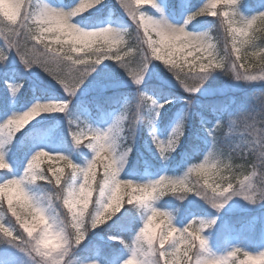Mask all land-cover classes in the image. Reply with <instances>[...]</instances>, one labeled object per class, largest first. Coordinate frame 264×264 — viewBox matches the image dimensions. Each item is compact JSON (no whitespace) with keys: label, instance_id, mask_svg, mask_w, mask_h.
<instances>
[{"label":"snow or ice","instance_id":"snow-or-ice-1","mask_svg":"<svg viewBox=\"0 0 264 264\" xmlns=\"http://www.w3.org/2000/svg\"><path fill=\"white\" fill-rule=\"evenodd\" d=\"M117 3L132 26L119 29L107 25L85 30L72 22L73 17L101 5L102 0H75L59 7L48 2L9 0L10 7L0 11V37H3L0 62L15 52L26 68L38 65L69 97L37 100L27 110L14 112L0 122V171L10 170L5 148L16 133L42 113L66 112L71 97L96 66L106 60L115 61L137 85L149 65L159 61L188 93L198 92L215 71L230 74L237 81H264V11L246 16L240 11L241 0H207L189 12L183 24H173L156 0H117ZM150 8H156L161 15H150ZM197 17L214 19L208 21L210 26L204 31L187 30L186 26ZM219 27L225 33L223 54L210 35ZM133 32L135 46L130 44ZM249 48L255 51L249 54ZM133 51L140 57L135 67L128 59ZM5 83L13 95L23 86ZM166 103L167 100L158 102L140 92L134 110L132 102L126 100L106 128L88 123L81 127L69 119L68 135L73 144L86 146L93 152L86 164H77L62 152L40 149L28 159L21 175L0 181V264H21L19 254L29 257L34 264H77L70 257L83 245L88 233L100 225L118 228L108 239L118 241L128 252L120 264H264V250L250 252L234 246L223 253L213 251L204 233L215 223V217L194 216L178 227L173 223L177 209L156 205L169 194L184 200L189 193H195L217 210L233 196L252 203L264 200V93L249 108L234 115L236 119L228 121L227 156L215 135L223 118H217L211 127H206L207 122L202 119L210 147L199 163L189 164L182 175L162 174L146 182L122 179L121 170L131 151L125 141L131 130L141 119L154 125ZM144 107L148 108L147 117L142 114ZM183 132V118L167 139L159 138L152 129V141L161 157L167 158L175 150ZM233 152H238L241 160L255 155L250 165L252 171L245 174L248 165L233 164ZM45 158L62 161L64 166L45 169L42 166ZM101 165L103 171L98 179ZM257 168L261 169L260 183L255 179ZM35 184L50 186L51 190L43 194L34 192L29 186ZM61 206L66 211H58ZM133 209L140 211L138 221ZM124 232L129 233L127 238ZM50 236L56 237V247L47 243ZM79 264H100V261L86 257Z\"/></svg>","mask_w":264,"mask_h":264},{"label":"trees","instance_id":"trees-1","mask_svg":"<svg viewBox=\"0 0 264 264\" xmlns=\"http://www.w3.org/2000/svg\"><path fill=\"white\" fill-rule=\"evenodd\" d=\"M63 1L66 5L75 2V0ZM178 1L179 0L167 1L168 9L174 17L178 16ZM199 2L200 0H195L193 1V5L199 4ZM240 8L246 11H264V0H241ZM108 15H111L112 22L118 26H132L131 20L119 6L117 0H110L100 11L82 19L85 24H95L100 20L104 21ZM213 19L214 18L209 17L205 20H200L192 24L190 28H208L210 26L208 21ZM210 34L213 40L219 45L223 54L225 39L224 29L222 27L214 28ZM130 44L133 46L136 44L134 32L130 37ZM14 55L13 58L16 59L11 65H9V62L5 67V70L9 69L10 71L11 68H17L15 75L17 76L18 81L26 84L21 97V103L19 104L20 107H24L29 101L36 97L47 100L52 97L64 100L69 99L61 85L49 76L42 68L38 65L26 68L15 52ZM128 59L131 63L134 62V64H138L140 57L135 52ZM6 63L7 61H4L2 64ZM163 69L164 66L160 67L159 62L154 60L152 64L149 65L141 84L137 85L133 83L125 70L115 61L110 60L97 65L96 70L84 81L77 93L71 97L69 107L66 111V119L77 118L84 108L89 107L87 108V111H89L90 114H87L86 112L83 113L82 116L85 119H82L79 124L80 126H83L86 120L95 123V121L101 120L102 112L108 113L111 110L121 111L126 100L132 102V110H134L135 99L138 98L140 92H144L162 102L167 100L168 103L166 104L168 105H171V103L176 101L179 102V104H173L175 105H172L173 107L170 106L173 110L170 109L169 112L165 113L163 119L166 123L163 128L168 126V122L172 119L174 110L177 107H182L184 110L185 140L184 144L177 151L176 159L172 162L174 167L182 165L186 160L192 162L201 160L204 149L209 145L207 138L200 130L205 128L204 125L201 124L202 119L207 122L206 127H211L217 118H223L222 124L224 125L219 132L217 141L218 146L227 156L229 152L226 143L227 137L229 136L227 122L236 119L234 115L249 108L251 102L264 93V81L257 83L249 82L240 86V81L239 85H236L237 80H235L230 74L222 71H215L208 75L198 92L188 93L178 82L170 83V81L167 80L168 75L161 72L164 71ZM215 87L221 88L222 90L216 89ZM208 89L213 92H206L205 90ZM4 94L0 96L1 116H4L8 110V100ZM142 114L145 117L149 115L147 107L142 108ZM45 121V123L37 125L36 127L25 128L17 136L11 147L12 163L15 171L23 167L24 159L31 151L40 148L47 141L51 142L52 146L57 145L60 150L68 153L72 159H75L76 161L82 159L81 157L83 154L81 153V150H84V146H75L67 131L62 134L60 139H58V132L53 138L45 137V131L50 128L52 122L49 120ZM148 126L149 123L147 119L138 120L134 128L131 130L130 138L125 141L130 144L133 156L128 171L124 173V176L126 177H139L148 164L151 165L157 163L154 158H149V152L146 150ZM74 129L75 126H73V130ZM128 131L129 130L126 128V136ZM231 155L233 164L248 165L245 174L252 171L250 165L255 161V155L249 156L247 160H241L238 152H233ZM14 170L0 171V181L4 178L15 175ZM152 170L154 169L152 168ZM256 171L257 176L255 179L257 183H260L262 178L260 175L261 169L257 168ZM42 188L45 189V192L51 190L50 186H42ZM160 205L164 208L175 205L181 209L182 216L216 210L195 193H189L184 200H180L176 195L169 194L164 197ZM125 206L131 207L127 205ZM62 208L63 207L61 206L58 211ZM121 211H123V209ZM253 211L254 209L241 211L237 214L227 216V219L230 221L231 225L248 222V219L250 218L249 212ZM133 212L138 221L140 216L139 211L133 209ZM116 214L119 215V213ZM106 223H111V221H106ZM137 226H139L138 223ZM117 232V227L109 229L103 225L96 230V234L103 237H108ZM123 235L127 238L129 233L124 232ZM96 242L97 240H94V237L88 239L85 245L80 246L76 256L79 258L97 256V258L101 259L103 257V254L100 251L102 245ZM8 247L11 246L8 245Z\"/></svg>","mask_w":264,"mask_h":264},{"label":"rangeland","instance_id":"rangeland-1","mask_svg":"<svg viewBox=\"0 0 264 264\" xmlns=\"http://www.w3.org/2000/svg\"><path fill=\"white\" fill-rule=\"evenodd\" d=\"M110 0H102V4L101 5H97L95 8L90 9L88 12L81 14L80 16L77 17H73L72 22L76 23L79 27L84 28L85 30H91V29H95V28H102L105 27L107 25H111L115 28H119V29H123V28H127V27H116L112 24L110 17H107L106 20L104 21H100L97 25V27H87L86 24L84 23V20L82 18H87L89 15L98 12L99 10H101L105 5H107V3ZM168 0H156L157 4L159 5V8L162 9L163 15L173 24H183L184 19L186 18V16L189 14V12L194 11L195 8L197 7H191V2L193 0H179L178 3V10L180 13V21L174 20V18H172L168 11H167V6H166V2ZM201 1V6L203 3H206L207 0H200ZM40 2H48L54 6H62V4L64 3L63 0H33V3H40ZM199 5V6H200ZM151 11H149V14L155 17H159L161 15V12L158 11L156 8H151ZM206 17H197L196 20L192 21L190 24H188L186 26V29L189 31H193V32H201L206 30L207 28H200V29H192L190 28V26L200 20H203ZM211 35V34H210ZM3 37H0V41H2ZM215 42V41H214ZM257 43L259 44L260 41H257ZM2 46V45H0ZM264 46V45H262ZM248 53L250 54L251 52L255 51V49H247ZM135 53V51H133V53H131L129 55V57H131L133 54ZM222 54V52H221ZM243 54V53H241ZM14 52H11L8 56V59L6 60L7 63L6 64H2L3 62H0V96L4 95L7 97L8 99V103H9V107H10V112L2 117L1 113H0V122H3L4 120H6L9 116H11L14 112L18 113V112H23L25 110H27L28 108L31 107V105L36 102L37 100H41V101H47L46 99H40L38 97L34 98L33 100H31L29 102V104L22 109H19V103H20V99L23 95V90L26 84H23L21 82L18 81L16 74V70L17 68H11L10 71L5 70V67L8 65H11L14 60L16 58H13ZM128 57V58H129ZM249 59H253L251 56H249ZM110 60H106L104 62H107ZM159 62V61H157ZM103 63V62H102ZM133 67L136 66V64H134V62L131 63ZM160 67L164 66L161 62H159ZM164 71H161L164 74L168 75L167 80L171 82H176L174 80V78H172L171 73H169L167 71V69L164 67L163 69ZM160 74V73H159ZM28 76V75H27ZM5 81H8L9 83H21L23 86L19 89V91L13 95L11 93V91L8 88V85L5 83ZM260 81H254L251 83H257ZM249 82H245V81H240V86L243 84H247ZM236 85H239V81H236ZM216 89H220L218 87H215ZM206 92L212 93L213 91H209L205 90ZM49 100H60V99H49ZM160 102V101H158ZM177 104L178 101L171 103V105L168 104H164V107L160 109L159 111V116L156 118L155 123L158 122L159 117H161L162 115H164L166 112H168V110L171 108L170 106H172L173 104ZM166 105V106H165ZM175 106V105H173ZM172 106V107H173ZM172 109V108H171ZM173 110V109H172ZM120 113V111L118 112H110L107 115V118L105 116V114H101L102 116V120L95 126H93L92 124H89L93 127H97V128H106L108 127L113 120L116 118V116ZM181 118H184V112L182 107H177L175 109V118L171 121V125L169 127L168 133L167 134H163L162 132H160V130L158 129L157 125H150L149 124V135L146 141V147L149 151V153L155 157V159L159 162L160 166L162 169H164L163 172L160 173V175L162 174H166V169L168 167H170L172 160L176 157V151L184 144V132H183V136L180 139V143L178 144V146L175 148L174 151H172L170 154H167V158L161 157L160 153L158 152V150L156 149L153 141H152V129H155V135H157L159 138L161 139H167V137L169 136V133L171 132L172 128L176 125V123L178 121L181 120ZM52 119V126H51V130H49L52 134H53V130L55 131H61L64 132L68 129L69 126V120L66 119V112L64 113H60V112H53V113H42L40 116L36 117L35 120H33L28 126H26V128H29L31 125H36L39 124L40 122L44 121V120H50ZM77 122L78 124V120H74ZM75 125V124H74ZM76 126V125H75ZM86 127V124L85 126ZM24 130V129H23ZM21 130V132L23 131ZM48 131V135L49 136L50 132ZM18 132L16 133V137L13 138L11 144L6 145L5 148V154H6V159L7 162L10 165V168H12V159H11V155H10V151H11V147L14 144L17 136L21 133ZM40 149H44L46 151L49 152H60L59 150H57L56 147H50V143H46L44 147L40 148ZM37 149V150H40ZM88 149V148H87ZM36 150V151H37ZM35 152V151H34ZM31 153L28 157H27V161L28 159L31 157L32 154ZM88 152H91L90 155H85L83 157V159L81 161H75L73 159V161L77 164L80 165H84L86 164V162L92 157L93 152L92 150L88 149ZM63 153V152H62ZM67 155V154H66ZM70 157V156H69ZM71 158V157H70ZM130 152L126 158V162L124 164L123 169L121 170V175L123 174V172L128 168L129 162H130ZM72 159V158H71ZM27 164V162H26ZM45 169L48 168L49 166L53 167V168H59V167H63L64 163L62 161H56V160H48L47 158L44 159L43 165H42ZM188 167V166H187ZM186 167V168H187ZM186 170V169H185ZM184 170V171H185ZM103 168L102 165L98 167V179L100 174L102 173ZM183 171V172H184ZM182 173L179 174H169V175H182ZM23 173V171L20 174H16V176H19ZM150 175V174H148ZM159 175V176H160ZM158 176V177H159ZM158 177H152L150 175V177H146V179H144L143 181H139V182H146L148 180L151 179H156ZM122 178V177H121ZM30 189L34 192L37 193H45V189L42 188L41 185L39 184H35V185H31L29 186ZM47 192V191H46ZM96 193H93V196L95 197ZM163 198H161L159 201L156 202V205L159 206L160 202L162 201ZM89 207L91 208L92 205L90 204ZM175 207H172L171 209H173ZM256 209L258 211L259 214L255 215L253 217V219L251 220L250 223H247L246 225H243L241 227H239L237 230H230V228L228 227V223H222V219H223V215L227 212H235L241 209ZM168 209V210H171ZM177 209V208H175ZM66 211L65 209H61L60 212H64ZM142 211V210H141ZM194 216L188 217L187 218V223L193 218ZM197 217H205V218H211V217H215V223L207 230H205V235L207 236L208 240H209V244L210 247L213 251L217 252V253H223L226 252L228 250H231L234 246L235 247H240L242 249L248 250L250 252H259L264 250V203L262 202V200L257 201L255 203L249 202L248 200L244 199L241 196H233L231 199H229L222 208L219 209V212H215V213H210L207 216H197ZM30 219V218H29ZM258 219H260L259 221H257ZM257 221V222H256ZM262 221V223H261ZM173 223L178 226V227H183L184 225H186L187 223H182L180 217L178 216V211L174 214L173 217ZM102 226V225H100ZM99 226V228H100ZM98 229V228H97ZM97 229H93L88 233V236L86 238V240L83 242V245L88 241V239L93 238L97 239V241L103 246L106 247V251L108 256H106V260L108 264H120V261H122L124 258H126V256L128 255L127 250L118 242V241H114V240H109L108 237H101V235H97L96 234V230ZM259 230V240H258V244L255 248H252L249 246V244H251L252 239H254V237L256 236L257 231ZM241 234H250L251 238L249 237L245 238V236L241 235ZM11 246V245H9ZM12 247V246H11ZM10 247V248H11ZM79 251V248L77 249V252ZM77 252H75V254L73 256L70 257V259L74 262H77V264H79V261L81 259L78 258ZM106 254V255H107ZM19 258L21 261V264H34L33 261H31V259L23 254H19ZM101 264V263H100Z\"/></svg>","mask_w":264,"mask_h":264},{"label":"clouds","instance_id":"clouds-1","mask_svg":"<svg viewBox=\"0 0 264 264\" xmlns=\"http://www.w3.org/2000/svg\"><path fill=\"white\" fill-rule=\"evenodd\" d=\"M9 7H10L9 0H0V11H6ZM253 191H255V189H253ZM47 243L52 247H56L58 241L56 237L50 236L47 240Z\"/></svg>","mask_w":264,"mask_h":264}]
</instances>
